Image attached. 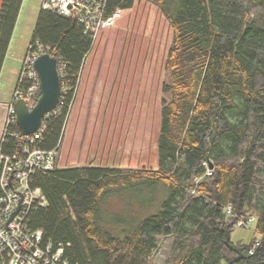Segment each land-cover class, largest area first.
Returning <instances> with one entry per match:
<instances>
[{"label":"trees","instance_id":"trees-1","mask_svg":"<svg viewBox=\"0 0 264 264\" xmlns=\"http://www.w3.org/2000/svg\"><path fill=\"white\" fill-rule=\"evenodd\" d=\"M136 1L108 0L107 15ZM143 1L156 3L173 30L158 167H57L37 174L48 206L34 213L33 225L66 245L71 264H149L160 238L173 239L165 264H264V0ZM22 3L0 4V74ZM30 44L57 56L66 90L63 109L48 118L40 142L51 149L63 138L93 42L78 18L41 8ZM9 131L20 133L16 125ZM7 140L4 151L20 152L18 140ZM153 191L149 209L158 210L138 217L131 230L103 214L118 198L133 211L146 207L145 194ZM241 216H257L260 237L249 244L231 237Z\"/></svg>","mask_w":264,"mask_h":264},{"label":"rangeland","instance_id":"rangeland-1","mask_svg":"<svg viewBox=\"0 0 264 264\" xmlns=\"http://www.w3.org/2000/svg\"><path fill=\"white\" fill-rule=\"evenodd\" d=\"M41 4L42 0H23L0 74V103L11 98ZM172 40V27L158 5L143 0L124 11L116 27L99 34L79 76L58 168L157 169L162 104L164 98L170 99L163 85L170 79L165 61ZM4 116L5 109L0 104V136ZM145 195L146 207L133 211L128 209L127 199L118 198L106 205L103 214L114 217L113 222L121 229L131 230L138 217L158 210L149 209L156 192ZM129 197L136 206L134 198ZM256 226L254 216L250 228L235 227L232 240L249 244L260 237ZM172 241L160 238L149 264H165Z\"/></svg>","mask_w":264,"mask_h":264},{"label":"built area","instance_id":"built-area-1","mask_svg":"<svg viewBox=\"0 0 264 264\" xmlns=\"http://www.w3.org/2000/svg\"><path fill=\"white\" fill-rule=\"evenodd\" d=\"M107 3L108 0H42L41 6L44 10L78 18L84 35L94 43L101 32L116 27L123 17L120 8L107 15ZM83 8L87 12L77 17V12ZM41 53H44L42 47L29 45L11 98L0 103L5 109L0 136V264H71L65 255L66 245L62 242L55 244L47 238L44 229L36 228L32 219L36 211L48 206L46 194L35 184V176L55 171L63 138L51 149L41 147L40 142L48 128V118L61 113L63 105H57L47 113L41 127L31 135H23L16 120L17 101L22 99L29 109H33L41 97L40 78L34 67ZM58 68L60 73L59 60ZM65 92L62 82L63 100ZM73 98L68 105L69 110ZM13 125L18 126L20 133L9 131ZM8 135L19 141L20 152L4 151ZM206 166L207 175L212 174L213 168L208 164ZM226 210L232 213L231 206H227ZM252 224V217L241 216L237 221V226L250 228Z\"/></svg>","mask_w":264,"mask_h":264},{"label":"water","instance_id":"water-1","mask_svg":"<svg viewBox=\"0 0 264 264\" xmlns=\"http://www.w3.org/2000/svg\"><path fill=\"white\" fill-rule=\"evenodd\" d=\"M86 12V8L79 10L77 17ZM34 67L40 78L41 97L38 104L33 109H29L22 99L15 103L16 120L23 135H31L41 127L45 115L57 107L62 94L56 55L50 52L41 53L36 58ZM210 167H213L212 164Z\"/></svg>","mask_w":264,"mask_h":264}]
</instances>
